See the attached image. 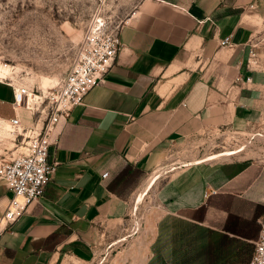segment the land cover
I'll return each mask as SVG.
<instances>
[{"label": "crops", "instance_id": "crops-1", "mask_svg": "<svg viewBox=\"0 0 264 264\" xmlns=\"http://www.w3.org/2000/svg\"><path fill=\"white\" fill-rule=\"evenodd\" d=\"M118 31L115 64L56 126L49 157L58 165L43 196L0 223V264H90L118 251L129 203L171 143L197 144L263 118L264 0H138ZM227 36L231 44L221 45ZM11 91L0 103L13 104ZM14 116L34 125L23 107L0 118ZM246 169L196 162L169 175L150 233L171 214H193ZM249 187L230 193L250 201ZM12 197L0 181V218Z\"/></svg>", "mask_w": 264, "mask_h": 264}, {"label": "rangeland", "instance_id": "rangeland-1", "mask_svg": "<svg viewBox=\"0 0 264 264\" xmlns=\"http://www.w3.org/2000/svg\"><path fill=\"white\" fill-rule=\"evenodd\" d=\"M137 1L0 0V94L12 98L11 90L15 85H24L41 96L47 94L69 71L88 26L99 19L107 30L118 31ZM16 107L23 106H17L15 98L11 105L0 103L1 117H6ZM263 118L256 125L253 122L251 128L232 127L230 134L219 131L213 139L197 144L192 140L171 143L161 155L160 166L154 172L150 171H160L152 189L140 200L134 199L129 203L126 217L128 230H125L121 247L108 254H95L96 259L90 264H158V254L164 255L168 264H186L184 258L194 255L204 246L210 247L208 256L190 260L187 264H250L264 213L253 205L243 217L254 216L256 212L259 214L256 222L249 229L235 234L228 227L224 229L215 225L220 217L226 218L223 222L226 226H231L232 221L231 215L215 203L218 202V194L227 196L232 194L230 191L240 192L250 186L247 193L250 201L264 204ZM11 138L9 122L0 118V146L11 148ZM15 149L12 148L9 153ZM6 151H2L0 159L9 155ZM223 151L235 153L228 158L203 160ZM196 162L207 165L238 164L247 168V175L241 174L233 182L234 185L217 189L213 204L207 201L203 204L205 211L196 210L193 214L190 211L187 216L169 215L162 221L159 235L155 237L150 231L152 226L157 230L163 213L159 192L162 185L169 175L185 168L186 164ZM185 232L186 237L179 242L173 241L176 234ZM222 235L236 241H225L221 245L219 240ZM210 245L229 247L222 249L219 255V248Z\"/></svg>", "mask_w": 264, "mask_h": 264}, {"label": "built area", "instance_id": "built-area-1", "mask_svg": "<svg viewBox=\"0 0 264 264\" xmlns=\"http://www.w3.org/2000/svg\"><path fill=\"white\" fill-rule=\"evenodd\" d=\"M230 44L229 36L221 40V45ZM255 46L251 44L250 59L256 56ZM121 48L119 31L107 30L104 22L97 19L86 29L69 71L47 94H35L24 85L13 86L17 106L31 112L34 125L23 126L18 116L9 120L13 146L1 145L0 155L3 150L8 154L12 148L16 149L0 159V181L13 192V197L0 221L15 222L29 204L43 196L58 165L49 157L57 124L84 104L86 95L115 64ZM250 264H264V220Z\"/></svg>", "mask_w": 264, "mask_h": 264}, {"label": "trees", "instance_id": "trees-1", "mask_svg": "<svg viewBox=\"0 0 264 264\" xmlns=\"http://www.w3.org/2000/svg\"><path fill=\"white\" fill-rule=\"evenodd\" d=\"M217 193L211 194L208 196L207 198V202L210 204H213V199L214 196ZM218 202H216V205H219L222 209H225L227 211V213H229V215H231L230 217L232 218L230 224L231 226H226L225 223V219L223 218H219L217 222H215V225L218 227H224V229H226L227 227L231 230H233L232 232L235 234H238L239 231L242 232L243 230H247L251 227V225L256 222L257 217L259 216L258 213L255 212L254 216H248V218H244V214L249 211L253 205H255L257 208L256 210H260V212L264 213V204L263 203H258L255 204L252 201H249L245 198H240L236 195L233 194H229L227 196H223L218 194ZM206 210V207L204 205L200 206L197 211L198 212H203ZM233 215V216H232ZM202 219L204 217H201ZM201 219V220H202ZM224 222V223H223ZM222 223V224H221ZM188 232V231H187ZM187 232L183 233V234H176L175 239L173 241L179 242L180 239L182 237H186L185 235L187 234ZM225 241L227 243H233L235 240V238H230L226 235H222V237L219 240V243L221 245L225 244ZM213 246L215 248H219L220 252L219 255L222 254V249H227L229 246H214V245H210ZM210 251V247L209 246H204L203 248H201L200 250H198L194 255L192 256H187L186 258H184V262L187 264L188 261H196L198 259H200L201 257H207L208 256V252ZM157 262L158 264H168L166 257L162 254H158L157 257Z\"/></svg>", "mask_w": 264, "mask_h": 264}, {"label": "bare ground", "instance_id": "bare-ground-1", "mask_svg": "<svg viewBox=\"0 0 264 264\" xmlns=\"http://www.w3.org/2000/svg\"><path fill=\"white\" fill-rule=\"evenodd\" d=\"M261 135V134H260ZM238 151V150H237ZM224 152V151H223ZM235 151H231V152H224V153H219V154H214V155H210L205 157L203 160H214L216 158H228L227 156L234 154ZM202 161V160H201ZM155 171V170H154ZM159 172L153 173L151 174L143 183V185L141 186V188L139 189V191L137 192V198L138 200H140L143 195H145L146 193H148L152 187L154 186V184L156 183L157 178H159ZM159 176V177H158ZM5 220L0 221V223H2Z\"/></svg>", "mask_w": 264, "mask_h": 264}]
</instances>
